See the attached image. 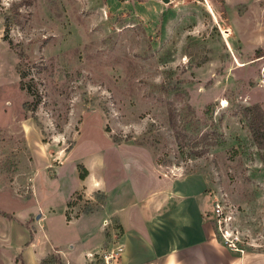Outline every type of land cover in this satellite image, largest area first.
Instances as JSON below:
<instances>
[{
	"label": "rangeland",
	"instance_id": "obj_1",
	"mask_svg": "<svg viewBox=\"0 0 264 264\" xmlns=\"http://www.w3.org/2000/svg\"><path fill=\"white\" fill-rule=\"evenodd\" d=\"M262 68L264 0H0V264H64L33 244L37 203L61 236L77 163L126 142L204 173L240 246L264 248V150L244 111L264 108ZM67 205L91 207L79 191Z\"/></svg>",
	"mask_w": 264,
	"mask_h": 264
},
{
	"label": "crops",
	"instance_id": "obj_2",
	"mask_svg": "<svg viewBox=\"0 0 264 264\" xmlns=\"http://www.w3.org/2000/svg\"><path fill=\"white\" fill-rule=\"evenodd\" d=\"M111 146L101 155L77 163L88 174L80 178L77 168L76 187L62 196L61 236L42 224L54 207L37 203L41 228L33 244L50 242L64 264H104L86 254L110 250L118 242L124 252L111 264H264V248L241 253L216 236L214 196L204 173L167 170L150 148L135 142ZM76 191L91 207L68 220L67 203ZM24 200L31 202L29 197ZM105 220L111 225L105 226Z\"/></svg>",
	"mask_w": 264,
	"mask_h": 264
},
{
	"label": "built area",
	"instance_id": "obj_3",
	"mask_svg": "<svg viewBox=\"0 0 264 264\" xmlns=\"http://www.w3.org/2000/svg\"><path fill=\"white\" fill-rule=\"evenodd\" d=\"M262 69L260 84L261 86H264V68ZM230 209L231 207L228 208L227 204H223L217 199L213 202L212 217L215 223L216 236L226 247L244 253L246 249L240 246L242 245V238L239 236V231L233 227V222L235 220ZM109 225H111V222L105 220V226ZM123 252L124 246L118 242L110 250L102 249L96 252H89L86 255L91 260L100 259L104 264H111V262L116 261Z\"/></svg>",
	"mask_w": 264,
	"mask_h": 264
},
{
	"label": "trees",
	"instance_id": "obj_4",
	"mask_svg": "<svg viewBox=\"0 0 264 264\" xmlns=\"http://www.w3.org/2000/svg\"><path fill=\"white\" fill-rule=\"evenodd\" d=\"M20 74H22L20 72ZM23 77V74L21 75ZM245 115L248 118V127L252 133V136L259 149L264 150V108L260 104H254L244 108ZM80 168L85 169L84 172L80 173V178L84 179L88 171L83 164L78 165ZM5 216H9L8 213L2 211L0 212ZM68 220H70V217Z\"/></svg>",
	"mask_w": 264,
	"mask_h": 264
}]
</instances>
